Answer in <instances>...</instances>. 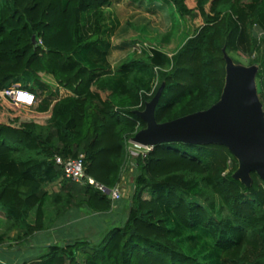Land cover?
<instances>
[{"label": "trees", "instance_id": "trees-1", "mask_svg": "<svg viewBox=\"0 0 264 264\" xmlns=\"http://www.w3.org/2000/svg\"><path fill=\"white\" fill-rule=\"evenodd\" d=\"M166 1L185 29L180 46L170 56L132 53L113 69L112 0H0V90L20 83L36 98L50 93L30 113L0 94V242L14 227L24 241L81 206L111 212L107 194L65 177L54 156L83 153L86 172L114 186L128 139L145 125L136 112L161 84L159 122L210 106L224 85V52L236 61L255 51L264 108V0ZM59 86L71 93L60 96ZM237 165L224 144L158 143L136 158L119 224L98 240L51 242L22 264H264V182L251 171L244 184L232 176Z\"/></svg>", "mask_w": 264, "mask_h": 264}, {"label": "water", "instance_id": "water-1", "mask_svg": "<svg viewBox=\"0 0 264 264\" xmlns=\"http://www.w3.org/2000/svg\"><path fill=\"white\" fill-rule=\"evenodd\" d=\"M224 58L225 81L217 101L205 109L159 122L154 107L161 84L144 108L136 112L145 125L132 139L152 146L167 141L224 144L238 160L233 177L250 184V172L255 171L264 182V108L257 91V68L235 65L226 52Z\"/></svg>", "mask_w": 264, "mask_h": 264}, {"label": "rangeland", "instance_id": "rangeland-1", "mask_svg": "<svg viewBox=\"0 0 264 264\" xmlns=\"http://www.w3.org/2000/svg\"><path fill=\"white\" fill-rule=\"evenodd\" d=\"M106 9L109 11L106 21L108 27L112 28L107 56L113 69L121 60L132 53L139 55L157 48L170 56L185 38L182 20L171 3L166 0H112ZM254 33L260 35L257 28H255ZM228 56L230 55L228 54ZM254 56L255 51L249 57L233 54L236 61L231 56L230 58L235 65H255L258 71L259 66L256 63L249 62V58H254ZM56 90H58L60 96L71 93L70 90L61 86ZM46 94L50 95V93L44 91L43 94H40L37 98L35 97V103L29 107H22L23 111L24 109L28 110L29 113L34 111L42 96ZM133 161L135 159L130 156L123 171L125 189L128 192L126 197H130L132 193L129 184L133 183V172L130 169L132 166L135 167ZM47 188L50 191L54 190V185L52 183L47 184ZM4 221L3 216H0V230L3 229ZM73 226L78 231H83L86 227L82 222L74 223ZM88 238L96 239V236L88 234Z\"/></svg>", "mask_w": 264, "mask_h": 264}, {"label": "crops", "instance_id": "crops-1", "mask_svg": "<svg viewBox=\"0 0 264 264\" xmlns=\"http://www.w3.org/2000/svg\"><path fill=\"white\" fill-rule=\"evenodd\" d=\"M133 171V169H132ZM125 179L122 175L121 179ZM51 184V183H50ZM54 185V190L59 187V182L55 181L52 183ZM131 184V183H130ZM129 184V186H131ZM124 185V194L116 200L112 211L108 214L94 213L91 210L81 206L79 209L82 214H77L73 212L71 217L68 219H61L57 223H51L43 230L35 231L32 235L26 238L24 241L20 240L18 237V232L16 227L12 228L0 242V264H22L25 260L35 259L47 250L48 245L51 242H63L66 239H70L76 236H88V234H93L98 240L113 224H119L122 214H125L127 206L129 205V198L126 197L127 189ZM48 192L50 189L45 186ZM82 215V216H80ZM0 216L5 215L2 210H0ZM3 222V221H2ZM82 222L86 225L83 231H78L73 228L74 223ZM1 228V227H0Z\"/></svg>", "mask_w": 264, "mask_h": 264}, {"label": "built area", "instance_id": "built-area-1", "mask_svg": "<svg viewBox=\"0 0 264 264\" xmlns=\"http://www.w3.org/2000/svg\"><path fill=\"white\" fill-rule=\"evenodd\" d=\"M0 94L8 97L19 107H29L35 103L34 93L22 88L20 83L5 87L0 90ZM132 137L133 136L128 139V144H131L128 145V156L135 159L133 163L136 165V158L138 156H144L146 152L151 149L152 145L135 142ZM54 161L60 165L65 177L81 184H90L94 188L101 190L110 197L112 204H114L116 200L124 194V178L112 187L104 185L102 182L96 180L93 176L86 172L83 153H79L77 156L68 157H62L61 155L56 154L54 156ZM130 169L132 170L133 166ZM130 185V188L132 189L133 183Z\"/></svg>", "mask_w": 264, "mask_h": 264}]
</instances>
